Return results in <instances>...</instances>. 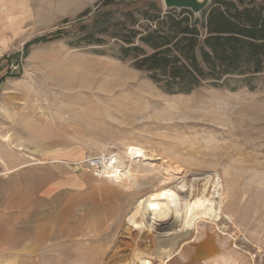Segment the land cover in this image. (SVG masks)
<instances>
[{
	"label": "rangeland",
	"instance_id": "1",
	"mask_svg": "<svg viewBox=\"0 0 264 264\" xmlns=\"http://www.w3.org/2000/svg\"><path fill=\"white\" fill-rule=\"evenodd\" d=\"M97 1L20 0L16 32L0 41V264H127L138 249L152 253L147 245L169 231L131 232L138 203L172 190L184 209L191 191L214 189L215 174L222 202L212 226L250 264H264V76L251 86L233 77L167 93L121 59L115 35L127 36V0L100 8ZM153 4L165 11L163 0H136L130 9ZM104 13L112 15V36L90 45L83 26ZM58 30L67 34L25 50ZM130 146L151 159L132 162ZM112 158L131 169L128 188L107 177L102 161Z\"/></svg>",
	"mask_w": 264,
	"mask_h": 264
},
{
	"label": "trees",
	"instance_id": "2",
	"mask_svg": "<svg viewBox=\"0 0 264 264\" xmlns=\"http://www.w3.org/2000/svg\"><path fill=\"white\" fill-rule=\"evenodd\" d=\"M134 1L127 0V36L115 35L124 44L121 59L148 73L167 93L190 94L205 83L218 86L233 77L244 78L251 86L250 79L264 76V0H213L200 17L186 10L163 11L154 4L131 10ZM107 2L116 1L101 0L96 7L112 4ZM91 13L87 9L80 18ZM111 16L104 13L91 28L83 26L90 45L103 46L104 37L112 36ZM66 34L58 30L37 38L25 50ZM4 82L0 79V86Z\"/></svg>",
	"mask_w": 264,
	"mask_h": 264
},
{
	"label": "bare ground",
	"instance_id": "3",
	"mask_svg": "<svg viewBox=\"0 0 264 264\" xmlns=\"http://www.w3.org/2000/svg\"><path fill=\"white\" fill-rule=\"evenodd\" d=\"M126 154L132 162L151 159L146 150L136 146H130ZM102 164L107 177L113 179L115 183L128 188L129 182L134 181L131 169H128L123 159L103 160ZM208 183H212L214 189H210L211 186L210 190L205 188L201 196L191 191L189 199L185 206L183 205L184 209L181 206L180 196L172 190H160L144 197L128 218L131 232L139 230L142 234L147 232L153 235L159 228L162 231H169L159 234L156 243L152 245L153 249L147 245L152 253L138 249L131 257L133 263L129 261L130 263L127 264H153L154 261L150 262L145 257L157 260L160 264H250L252 259L248 253L241 249L230 235L212 226L221 218L222 201L217 200V196L219 197L222 192L217 174L214 175L213 180L209 178ZM192 197L200 201L192 203ZM204 197H206L205 201ZM166 221L168 226H164ZM203 227L209 229L202 230ZM199 229L201 231L194 242L185 243L177 248L179 239ZM179 233L182 235L180 236ZM210 247L213 249L208 250Z\"/></svg>",
	"mask_w": 264,
	"mask_h": 264
},
{
	"label": "crops",
	"instance_id": "4",
	"mask_svg": "<svg viewBox=\"0 0 264 264\" xmlns=\"http://www.w3.org/2000/svg\"><path fill=\"white\" fill-rule=\"evenodd\" d=\"M99 1H97L95 5L99 3ZM20 7V0H0V41L3 40L5 34H9V32H14L16 30L15 27L20 21ZM87 9L91 8L88 7ZM66 20H64V22Z\"/></svg>",
	"mask_w": 264,
	"mask_h": 264
},
{
	"label": "water",
	"instance_id": "5",
	"mask_svg": "<svg viewBox=\"0 0 264 264\" xmlns=\"http://www.w3.org/2000/svg\"><path fill=\"white\" fill-rule=\"evenodd\" d=\"M165 11L186 10L190 11L196 17H200L203 12L208 10L212 0H163ZM210 247L208 250H212Z\"/></svg>",
	"mask_w": 264,
	"mask_h": 264
},
{
	"label": "built area",
	"instance_id": "6",
	"mask_svg": "<svg viewBox=\"0 0 264 264\" xmlns=\"http://www.w3.org/2000/svg\"><path fill=\"white\" fill-rule=\"evenodd\" d=\"M148 260H149L150 262L152 261V260H150V259H148ZM149 261H148V262H149ZM135 264H141V263H135Z\"/></svg>",
	"mask_w": 264,
	"mask_h": 264
}]
</instances>
